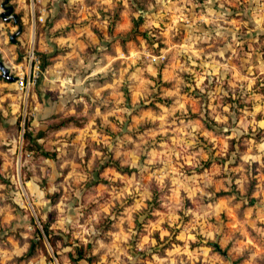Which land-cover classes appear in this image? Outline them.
I'll return each instance as SVG.
<instances>
[{
    "label": "rangeland",
    "instance_id": "1",
    "mask_svg": "<svg viewBox=\"0 0 264 264\" xmlns=\"http://www.w3.org/2000/svg\"><path fill=\"white\" fill-rule=\"evenodd\" d=\"M71 1L107 47L62 79L53 0L0 16V62L39 60L0 69V264H264V0Z\"/></svg>",
    "mask_w": 264,
    "mask_h": 264
},
{
    "label": "crops",
    "instance_id": "2",
    "mask_svg": "<svg viewBox=\"0 0 264 264\" xmlns=\"http://www.w3.org/2000/svg\"><path fill=\"white\" fill-rule=\"evenodd\" d=\"M23 1L24 0H19V7L21 6L24 8L25 4ZM65 1L66 0H53L54 6L50 9V14L54 19L53 25L44 28L40 26V24L38 26V24L30 23L27 26V31H30L28 33L31 34L30 37L33 38L39 51L50 56L53 61V65L47 68L44 74L49 76L52 73L51 76L55 79H62V76H69V73L77 72L78 65L86 66V61L89 60V58L91 59V56L88 55L87 52L89 47L95 46L99 48L101 46L103 49L107 47L102 46L104 39L94 33L96 38L91 32L92 30L90 31V28H85L76 24L77 22L75 21L77 20L74 21L73 12L69 10L70 6H68L72 1ZM22 18L24 23H29L30 19L27 16ZM3 26L4 23H0V30L3 29ZM68 26L71 28L67 29L66 27ZM37 27L38 30L36 31ZM262 30L264 32V28H262ZM0 38H3L2 34ZM22 39L23 38H21V40ZM5 49H7V47L3 50Z\"/></svg>",
    "mask_w": 264,
    "mask_h": 264
},
{
    "label": "water",
    "instance_id": "3",
    "mask_svg": "<svg viewBox=\"0 0 264 264\" xmlns=\"http://www.w3.org/2000/svg\"><path fill=\"white\" fill-rule=\"evenodd\" d=\"M3 11L0 16L3 20L9 22L13 20L16 24L19 22L18 15L14 12V7L10 4V0H3L1 3ZM22 29L18 27V30L10 36L11 42H16V37L21 34ZM0 69L3 72V77L9 82H16L17 77L10 73V69L5 67L2 62H0Z\"/></svg>",
    "mask_w": 264,
    "mask_h": 264
},
{
    "label": "built area",
    "instance_id": "4",
    "mask_svg": "<svg viewBox=\"0 0 264 264\" xmlns=\"http://www.w3.org/2000/svg\"><path fill=\"white\" fill-rule=\"evenodd\" d=\"M30 61L34 63L33 70L29 72L27 78L25 76H16L17 77V83L21 90L28 92L31 85L35 83L36 79L39 76V60L36 57L34 51L32 50L29 54Z\"/></svg>",
    "mask_w": 264,
    "mask_h": 264
},
{
    "label": "trees",
    "instance_id": "5",
    "mask_svg": "<svg viewBox=\"0 0 264 264\" xmlns=\"http://www.w3.org/2000/svg\"><path fill=\"white\" fill-rule=\"evenodd\" d=\"M18 19H19V23H20L21 22L20 21V16H18ZM30 125L31 124L29 123V121L26 122L27 130L25 132V138H26L27 144L25 146V149L28 150V151H35V150H39L40 151L41 150V146L38 143V139L42 137V134H40V135H38L36 137H33V134L31 132V130L29 129ZM44 153L46 155V152H42V154H44ZM43 227H44V232H45L46 236H49L50 231H49L48 225H44Z\"/></svg>",
    "mask_w": 264,
    "mask_h": 264
}]
</instances>
